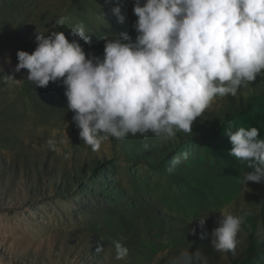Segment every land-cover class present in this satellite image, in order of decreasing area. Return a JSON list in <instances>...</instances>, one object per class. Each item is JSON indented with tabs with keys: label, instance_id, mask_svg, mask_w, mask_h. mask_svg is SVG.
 I'll return each instance as SVG.
<instances>
[{
	"label": "rangeland",
	"instance_id": "rangeland-1",
	"mask_svg": "<svg viewBox=\"0 0 264 264\" xmlns=\"http://www.w3.org/2000/svg\"><path fill=\"white\" fill-rule=\"evenodd\" d=\"M117 5L123 23L111 11ZM133 5L0 0V76L19 80L0 78V264H174L181 249L201 250L208 264H264V242L257 237V226H264V183H240L247 169L229 154L225 131L255 126L264 138V75L235 97L216 98L191 134L109 137L94 151L79 136L62 83L35 88L26 69L14 73L17 50L31 53L37 30L51 29L60 16L65 23L59 30L69 40L77 23L86 26L90 42L79 41L86 55L102 57L105 37L126 32L134 40ZM184 152L187 160L169 172L173 157ZM221 208L253 213L235 255L216 252L210 235L201 239L217 226ZM201 216H208L202 229L193 221ZM115 240L129 249L125 259H116Z\"/></svg>",
	"mask_w": 264,
	"mask_h": 264
},
{
	"label": "clouds",
	"instance_id": "clouds-1",
	"mask_svg": "<svg viewBox=\"0 0 264 264\" xmlns=\"http://www.w3.org/2000/svg\"><path fill=\"white\" fill-rule=\"evenodd\" d=\"M111 11L124 22L118 5ZM133 12L135 39L126 32L105 37L102 57L86 55L79 42H90L83 22L70 29L72 40L59 30L63 16L51 29L37 30L31 53L17 50L14 73L26 69L35 88L62 83L79 136L94 151L109 137L123 141L130 134L164 139L191 134L194 121L216 98L235 97L241 87L264 75V0H134ZM0 78L5 84L19 82L14 74ZM225 131L232 144L229 154L247 169L240 183H264L260 130L240 126L233 131L228 126ZM187 158L186 152L174 156L168 171ZM218 212L217 226L210 234L202 232L201 239L210 235L216 252L235 255L242 227L253 213ZM207 217L193 221L202 229ZM257 227L258 240L264 242V226ZM189 231L195 234L196 227ZM113 245L116 259L128 256L120 240ZM95 250L103 251V245ZM174 264L208 260L199 249H181Z\"/></svg>",
	"mask_w": 264,
	"mask_h": 264
}]
</instances>
